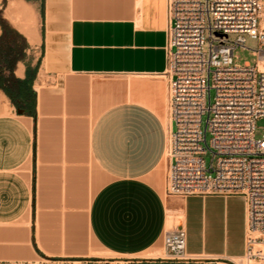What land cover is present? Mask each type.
Returning a JSON list of instances; mask_svg holds the SVG:
<instances>
[{"label": "crops", "instance_id": "crops-1", "mask_svg": "<svg viewBox=\"0 0 264 264\" xmlns=\"http://www.w3.org/2000/svg\"><path fill=\"white\" fill-rule=\"evenodd\" d=\"M41 1L35 112L0 115V264L73 263L93 243L140 258L170 216L188 256L245 258L244 197L164 195L167 0ZM27 73L19 62L15 77Z\"/></svg>", "mask_w": 264, "mask_h": 264}, {"label": "built area", "instance_id": "built-area-1", "mask_svg": "<svg viewBox=\"0 0 264 264\" xmlns=\"http://www.w3.org/2000/svg\"><path fill=\"white\" fill-rule=\"evenodd\" d=\"M167 9L165 194L244 197L243 259L264 264V135L257 138V122L264 119V0H167ZM232 35H238L236 42ZM245 36L257 40L259 49L255 64L239 66L235 53L248 50ZM164 246L177 263L199 259L186 253L184 228L166 231Z\"/></svg>", "mask_w": 264, "mask_h": 264}, {"label": "rangeland", "instance_id": "rangeland-1", "mask_svg": "<svg viewBox=\"0 0 264 264\" xmlns=\"http://www.w3.org/2000/svg\"><path fill=\"white\" fill-rule=\"evenodd\" d=\"M42 16H43V3L41 0H0V37L3 35V28L1 24L7 22L9 28L15 30L19 37L9 35V43L5 41L1 45L0 59L5 56L8 52L7 48L11 49L9 55V63L18 64L20 62L21 67L25 66L27 69L35 70L39 67L41 62V46L38 42L39 35L42 28ZM238 35L230 36L232 42H236ZM247 43L246 47L238 48L235 53V63L239 66H244L246 63L255 64L256 57L253 55L254 51L259 49V42L248 36H245ZM5 60V59H3ZM10 76V73H9ZM214 97V92L212 93ZM9 99V98H8ZM8 104L13 105L12 101ZM6 104L0 102V115L6 113L2 106ZM206 120L204 119V129L206 126ZM168 123H170L168 113ZM264 135V119L257 122V138L260 139ZM210 134L207 139L210 140ZM208 166L211 165L212 155L209 154L205 157ZM164 195L165 190H164ZM175 219L171 220L168 225L167 231L172 230ZM159 254H158V253ZM152 253V254H151ZM161 254V255H160ZM165 254V255H164ZM98 255V256H97ZM148 257V258H147ZM171 254L168 253L164 246L163 240L159 245L148 254L141 256L140 258L128 259L114 257L108 253H105L99 247L93 243L90 257L87 259L68 260L75 261L73 263H57V264H152V263H163V264H207L211 261L206 258H199L195 261L177 263L171 259ZM219 263H227L224 261H218ZM35 264H54L51 262L40 261ZM231 264V263H230ZM237 264H247V261L237 262Z\"/></svg>", "mask_w": 264, "mask_h": 264}, {"label": "trees", "instance_id": "trees-1", "mask_svg": "<svg viewBox=\"0 0 264 264\" xmlns=\"http://www.w3.org/2000/svg\"><path fill=\"white\" fill-rule=\"evenodd\" d=\"M3 28V35L0 37L1 45L7 41L9 43V35L19 37V34L9 28L7 22L1 24ZM8 52L0 59V91L12 101V103L22 112L28 115H33L36 106V94L33 90V83L38 73V67L35 70L28 69L26 80H20L15 77V70L17 64L9 63V55L12 52L7 48ZM1 53V50H0ZM10 73V76H9Z\"/></svg>", "mask_w": 264, "mask_h": 264}, {"label": "bare ground", "instance_id": "bare-ground-1", "mask_svg": "<svg viewBox=\"0 0 264 264\" xmlns=\"http://www.w3.org/2000/svg\"><path fill=\"white\" fill-rule=\"evenodd\" d=\"M5 98V97H4ZM0 102H1V97H0ZM12 109V108H11ZM3 110L4 111H6V113H8L9 112V110H10V105L8 104V102L6 103V104H4V106H3ZM11 111V110H10ZM170 219H175V221H178V220H176L177 218H174L173 216H170ZM111 253V252H110ZM158 253V252H157ZM152 254V253H151ZM159 254V253H158ZM145 255V254H144ZM161 255V254H160ZM165 255V254H164ZM98 256V255H97ZM148 258V257H147ZM245 259H235L234 261L237 263V262H242V261H244Z\"/></svg>", "mask_w": 264, "mask_h": 264}, {"label": "water", "instance_id": "water-1", "mask_svg": "<svg viewBox=\"0 0 264 264\" xmlns=\"http://www.w3.org/2000/svg\"><path fill=\"white\" fill-rule=\"evenodd\" d=\"M139 264V263H138ZM146 264H148V263H146ZM152 264H159V263H152ZM160 264H163V263H160Z\"/></svg>", "mask_w": 264, "mask_h": 264}]
</instances>
